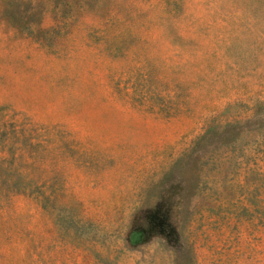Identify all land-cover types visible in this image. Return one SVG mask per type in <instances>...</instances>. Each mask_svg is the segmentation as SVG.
<instances>
[{
	"label": "rangeland",
	"instance_id": "374dc122",
	"mask_svg": "<svg viewBox=\"0 0 264 264\" xmlns=\"http://www.w3.org/2000/svg\"><path fill=\"white\" fill-rule=\"evenodd\" d=\"M0 264H264V0H0Z\"/></svg>",
	"mask_w": 264,
	"mask_h": 264
}]
</instances>
